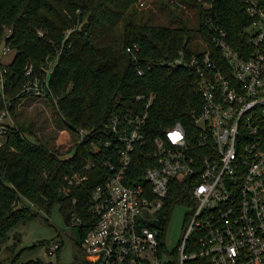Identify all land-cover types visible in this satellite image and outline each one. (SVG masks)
Listing matches in <instances>:
<instances>
[{"label":"built area","instance_id":"obj_1","mask_svg":"<svg viewBox=\"0 0 264 264\" xmlns=\"http://www.w3.org/2000/svg\"><path fill=\"white\" fill-rule=\"evenodd\" d=\"M148 1L152 0L137 3L145 6ZM161 1L186 5L181 0ZM198 1L212 11L217 0ZM245 2L251 19L245 29L249 48L237 49L216 20L211 38L219 53L201 41L206 51L187 58L181 50L175 58L161 61L162 65L192 67L197 75L194 86L203 103L192 111V121H177L152 141L156 163L140 179L133 177L130 167L136 148L146 144L144 129L155 93L150 94L144 109L116 114L103 128L64 130L70 148L89 139L95 154L84 164V172L65 177L66 189L84 183L89 177L86 171L95 167L108 170L88 199L93 225L81 243L88 263L264 264V4L260 0ZM8 49L5 44L3 52ZM127 49L139 74L152 67L142 63L139 44ZM57 60L58 56L42 75L27 66L20 94L45 99L60 112L50 82ZM6 72L0 62L2 88ZM3 97L6 99L4 93ZM144 97L138 95L137 99ZM9 106L6 100L0 108V147L14 125L8 123L12 120ZM3 175L0 167V178ZM176 182L188 192L187 201L179 197L177 202L189 205L191 211L182 239L169 251L164 227ZM24 203L33 205L21 196L16 208ZM60 247L61 242L55 241L48 249L57 254Z\"/></svg>","mask_w":264,"mask_h":264},{"label":"trees","instance_id":"obj_2","mask_svg":"<svg viewBox=\"0 0 264 264\" xmlns=\"http://www.w3.org/2000/svg\"><path fill=\"white\" fill-rule=\"evenodd\" d=\"M181 1L199 18L197 28L188 24L184 10L171 8L169 2L161 9L177 18L175 26L138 19V0H0V45L4 40L17 50L14 60L4 65L7 72L4 87L0 84V108L7 100L13 114L25 96L20 91L26 67L32 65L34 73L42 75L57 56L50 82L60 108L59 112L54 107L56 121L63 129L103 128L116 114L131 108L144 109L150 94L155 93L144 129L146 144L136 148L130 167L133 177L140 179L145 169L156 163L152 141L177 121H192V111L199 110L203 103L194 86L195 70L162 65L161 61L175 58L181 50L191 57L201 44L196 43L197 39L219 53L211 38L216 20L228 31L237 49L250 47L245 29L251 19L245 0H217L212 11L198 0ZM260 2L264 4V0ZM134 43L140 45L142 63L152 65L143 74L137 72L127 49ZM138 95L145 97L137 99ZM27 133L33 134L32 127L11 125L7 142L0 147V167L4 171L0 178V247L20 224L37 218L41 210L50 213L55 205H59L65 220L71 214L68 224L80 220L83 238L93 225L89 196L101 182V174L108 170L95 167L86 171L89 177L84 183L66 189L65 177L75 171L84 172V164L95 155L90 140L73 145L74 155L62 158L56 145L41 138L29 141ZM21 196L33 205L24 203L16 208ZM170 197L169 209L179 197L187 201L188 192L176 182ZM13 237L17 242L21 239L18 232ZM61 248L62 244L57 254ZM40 263L29 260L24 264Z\"/></svg>","mask_w":264,"mask_h":264},{"label":"rangeland","instance_id":"obj_3","mask_svg":"<svg viewBox=\"0 0 264 264\" xmlns=\"http://www.w3.org/2000/svg\"><path fill=\"white\" fill-rule=\"evenodd\" d=\"M163 3H168V1L152 0L148 1L145 6L136 3V16L149 23L175 26L177 18H171L167 10L161 9ZM169 4L171 8L184 10V17L187 18L188 24L193 28L198 27L199 18L187 3H184L185 6L175 2H169ZM199 42L201 43L199 48H194L196 52L204 50L202 42L197 39L196 43L199 44ZM4 45L3 40L0 45V62L7 65L14 60L17 50L10 48L4 53ZM11 115L12 120H8L9 124L21 125L23 128L32 127L33 134H26L29 141L34 142L37 138H41L49 141L52 146L56 145L61 151L62 158H70L74 155V148L70 149L72 143L67 140V134L61 122L56 121L54 107L49 101L32 97L23 98L17 103L15 112L13 114L11 112ZM190 211L189 205H181L178 202L173 204L164 227L165 243L169 251L175 250L182 239L185 220L189 218L187 215ZM15 232L20 234L21 239L18 242L13 237ZM54 240L62 244L58 254H51L48 249ZM15 242L16 245H14ZM81 243L79 223L75 221L68 224L59 205H55L50 213L41 210L37 218L20 224L14 229L9 241L0 247V264H24L29 260H39L40 264H46L49 261L53 264H90L85 259ZM18 254L19 257L15 259Z\"/></svg>","mask_w":264,"mask_h":264},{"label":"water","instance_id":"obj_4","mask_svg":"<svg viewBox=\"0 0 264 264\" xmlns=\"http://www.w3.org/2000/svg\"><path fill=\"white\" fill-rule=\"evenodd\" d=\"M71 217H72V216H71V214H68V215H67V219H71ZM67 219H66V220H67ZM46 264H52V262H51V261H49V262H48V263H46Z\"/></svg>","mask_w":264,"mask_h":264}]
</instances>
